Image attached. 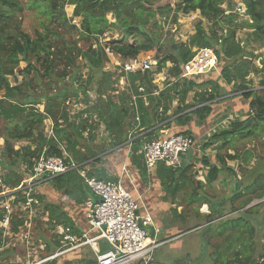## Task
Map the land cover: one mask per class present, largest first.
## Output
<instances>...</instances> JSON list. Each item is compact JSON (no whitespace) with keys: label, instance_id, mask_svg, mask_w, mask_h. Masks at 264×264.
Returning a JSON list of instances; mask_svg holds the SVG:
<instances>
[{"label":"trees","instance_id":"16d2710c","mask_svg":"<svg viewBox=\"0 0 264 264\" xmlns=\"http://www.w3.org/2000/svg\"><path fill=\"white\" fill-rule=\"evenodd\" d=\"M167 1L165 5H159L160 0H27L24 4L19 0H0V118L9 124L5 129L4 147L0 154L3 186L13 191L21 189L24 186L23 175L27 177L41 154L65 158L77 165L78 169L44 178L36 188L49 185L74 204H84L87 200L95 201L96 197L83 183L78 171L88 166L87 177L107 182L92 165L102 161L101 155L127 143L132 163L145 177L146 170L140 153L142 146L152 141L161 130L157 126L171 117H175L174 123L179 126L193 120L203 122L216 101L240 92H245L241 96L248 101L249 111L264 117V96L248 91L251 89V81L248 80L250 74L261 73L264 76V61L261 69H258L255 61L259 57L253 50L247 49L254 44L260 49L264 48V0H240L250 21H240L233 14H225L223 5L232 11L233 0H178L174 10L170 7V0ZM65 8L71 9L70 18ZM24 9L34 12L38 22L40 31L35 30L33 37L21 30L17 18ZM195 11L207 24L206 28L202 21H198L188 40L176 42L171 37L167 45L161 47L159 43L163 28L158 24L157 17L173 12L172 21L175 23L178 13L186 15ZM77 19L78 26L72 23ZM240 30L250 31L244 42L237 39ZM113 33L117 34L116 39L101 43L107 36L112 37ZM72 35L87 43L86 48L79 47L76 40L68 41L67 37ZM195 49L213 51L218 65L210 73L214 74L219 67L217 80L205 78L207 75L181 78L182 67L192 59ZM162 50L163 54L156 57L154 72L116 74L105 70L109 54L125 61L143 52L155 51L159 54ZM77 59L80 63L75 62ZM20 63H24L25 67L19 71L21 81L17 82L15 71ZM166 63L171 67L165 88L157 92L153 84L154 75L160 74ZM60 65L63 67L57 70ZM83 69H87L86 76L82 73ZM10 77L14 85H11ZM121 78L129 85L126 92L117 90ZM219 81L230 86V90L226 91ZM260 86L264 87V80L260 81ZM138 88L143 91L139 92ZM128 92L137 96L135 105H132ZM189 94L193 96L187 102ZM143 98H146L147 106ZM173 102L177 107L171 115H167ZM80 103L85 106L83 110L77 113L68 110L70 105ZM38 106H43L42 112ZM136 114L139 121L137 126L134 121ZM94 116L98 122L93 120ZM248 119L242 122L235 120L228 128L215 133L204 144V152L216 142H221L220 148L223 149L234 138L250 137L252 126L244 127ZM45 120L52 123L51 137L44 134ZM100 125L103 127L102 135L98 133ZM169 125L167 122L164 126L169 128ZM179 135L190 137L188 132ZM24 141L29 144L14 149V143ZM235 160V154H226L223 158L217 155L218 165L210 166L203 155L200 165L208 168L207 184L214 182L221 172L233 177L234 171L226 167V161ZM250 160L251 156L248 155L247 163ZM21 166L25 167L24 171L21 170L22 174ZM219 166L222 169H218ZM193 168V164L184 170L180 167L172 169L164 164L157 166L156 175L172 200L179 192L191 190L184 200L188 204H203L204 185L195 180L196 174L191 173ZM234 192L236 188L232 194ZM13 195L16 201L23 200L21 192L15 191ZM35 196L47 213L51 229L53 225H63L76 233L73 220L58 204H42L43 195L36 193ZM263 197L264 170L244 187L243 193L239 191L215 207V219L221 220L208 231L209 242L214 237L216 239L215 243H209L213 264H264V245L256 242L257 232L264 236V228L257 230L250 220L260 204L247 209L240 216L226 217L247 207L254 199ZM6 198L3 190H0V203ZM224 206L227 210H224ZM2 215L3 211L0 210V218ZM15 215L11 222L13 232H17L23 223L19 214ZM174 215L182 223L186 221L176 211ZM195 215L198 217L199 213L196 211ZM209 218L210 215L205 216V221ZM56 242L55 251L60 249L58 240ZM44 245L41 257L55 252L50 251L47 244ZM55 260L45 264H57ZM64 264L72 262L69 260ZM79 264H96V261L88 255Z\"/></svg>","mask_w":264,"mask_h":264},{"label":"built area","instance_id":"2783aa9c","mask_svg":"<svg viewBox=\"0 0 264 264\" xmlns=\"http://www.w3.org/2000/svg\"><path fill=\"white\" fill-rule=\"evenodd\" d=\"M177 2L178 0H170L172 10H174ZM233 2L231 12L245 21H250V18L246 15L244 4L240 0H234ZM228 13L229 11L225 10V14ZM172 16L173 12L168 17H157L158 24L163 28L164 36L177 33V27L182 22L191 24L192 29L198 21L205 22L197 11L186 15L178 13L175 23L172 21ZM171 37L179 41V37ZM185 41L182 40V42ZM106 52L108 51L106 50ZM156 61V58L153 56L142 59L136 57L125 60L118 67L124 74L142 73L151 71L156 66ZM217 65L218 62L212 50L195 49L192 59L182 67L183 74L181 78L207 74L214 71ZM122 86H124L123 91L129 88L124 78H121L118 82L117 90L119 91ZM138 91L142 92L143 89L138 88ZM136 97L131 94L132 105H135ZM93 120L98 122L97 119ZM134 121L138 124L137 114ZM224 124L226 126L228 122H224ZM222 126L223 124L220 125V127ZM100 127L103 128L102 125ZM48 136L51 137L52 133ZM193 145L194 140L192 137L179 134L144 143L141 154L146 172H152L158 164H164L166 167L172 169L179 168L182 157L190 148H193ZM74 169H78V166L72 161L41 154L34 161L32 169L29 170L27 177L24 179V186L21 189L13 191L9 187L3 186L0 176V190H3V195L9 199L7 201L6 198L5 206H0V210L3 211V215L0 218L1 250L8 244L7 241L13 240L24 248L36 245L41 250L38 252L44 251V244L40 243V241H37L35 244L32 241V229L38 215H40L39 221L48 223L47 213L41 208V204L34 194V189L44 178L56 177ZM21 170L24 171L25 167L21 166ZM86 173L85 169L78 171L83 183L96 197L95 202L91 201L86 204L85 218L88 231L80 236H76L72 233L71 228L63 225H53L52 234L58 240L60 249L45 257H41L36 254L38 252L33 251L31 254H27L26 264H45L71 251L84 247L91 249L96 264H131L136 259H141L144 263H147L151 259V253L160 246V243L148 238L147 227L152 225V222L149 215L145 214L143 217L139 215V200L134 199L120 184L105 183L93 177H87ZM15 191L21 192L23 200L16 201V196L13 195ZM13 208L17 209L15 214H19V217L23 220L17 232H13L11 229V222L14 216L12 213ZM98 242H102L105 246L103 252L99 250ZM15 246L13 245V248Z\"/></svg>","mask_w":264,"mask_h":264},{"label":"crops","instance_id":"0c3cea01","mask_svg":"<svg viewBox=\"0 0 264 264\" xmlns=\"http://www.w3.org/2000/svg\"><path fill=\"white\" fill-rule=\"evenodd\" d=\"M189 32H191V34L193 33V31H189ZM113 59L116 60L118 58H113ZM220 84L226 91L229 90L230 86H225L222 83ZM154 85L157 87V92L165 88V85L163 88L157 86L156 84ZM250 88H251V84H250ZM120 89L119 92H122L123 90ZM260 89L262 90L264 89V87H260ZM225 90H223L222 92H224ZM128 93L130 94V92ZM243 93L245 92L235 93L220 98L218 101H216V103H214L211 106V113L203 122H197L193 120L188 124H186L185 126H179L174 123L175 117H171L168 121H166L162 125L157 126V127H161V130L155 135V138L153 140L164 139L170 135H175L182 132H188L190 137L193 138L194 152L192 157V163L194 165V168L197 170L194 173L196 174L195 180L200 181L204 185L203 190L206 188L210 189L208 192V196L207 194L205 195V193L203 194L204 196L203 204L200 203L188 204V202L184 200V198L188 196L191 190H187L185 192L184 191L179 192L172 200L169 194L166 193L162 188L161 180L156 175L157 166L160 164H158L153 169L152 172L150 173L146 172V176L142 177L140 175L139 170L136 169L135 165L131 161V153L129 150L130 146H128L127 143L126 145H122L118 148H115L101 155L103 156V158L100 163H96L93 165L91 164L94 169L99 170V173L102 174L104 179L107 181L105 183L120 184L134 199L139 200V204H140L139 215L141 217L147 214L151 218L152 225L147 227V231L149 234L148 238L149 240L157 241L158 243H160V246H158L151 253L150 256L151 259L147 263H144V261H142L141 259H136L131 264H158L159 259L161 258L162 255L173 254V253L181 257H184L186 254L189 253L190 259L192 261L199 259L203 251L202 244L199 248H185L180 244L178 245L173 244L171 240H173L174 237L176 236H180L181 233H183L184 231L188 232L191 230H196V232L199 233V231L203 230L208 220L204 224L200 225L198 228L182 230L181 228L182 222L180 221L181 224L178 223L179 218H177L174 215V211H176V214L179 215L181 214L180 211L183 210L184 207L199 206L201 208L206 207V210L209 209V213H207L204 216L211 215L212 202L216 201L218 202L217 205H219L221 203H225L227 200H229L234 194L238 193L239 191L243 193L244 187L249 185L251 182H253L259 174L263 173L264 157L263 160H261V158L259 157H255V155L252 153V150H248V148L244 150L242 149L241 151L237 150L233 154L227 148L228 149L227 152L223 154L222 152L226 148L221 149L220 148L221 142H216L212 146L208 147L205 150L204 154L200 153L201 146H203V151H204V144H207L209 142V139L215 133L219 132L222 129L228 128L231 125V123L234 122L235 120L242 122L247 120L253 115L249 111L248 101L243 99L241 96ZM192 96L193 94L191 95L189 94L187 102L191 101ZM143 101L145 102L144 105L147 106L146 98H143ZM176 107H177L176 102H173L171 106V110L167 113V115H171ZM93 119H97L96 116H94ZM262 121L253 120L249 125L253 126V128H255V131H257L258 133L260 131L261 133L264 132V126L262 125L258 126L259 124H257V122H262ZM167 122L170 123L169 128H166L164 126ZM224 122H228V125L225 126ZM50 124L52 125L51 122ZM221 124H223L222 127H220ZM137 125L138 124H136V126ZM251 131H252V135L250 137H253L258 134V133L257 134L253 133V130ZM98 133L102 135L104 133L103 128L99 127ZM244 138H249V137L234 139L236 143L235 149L239 147V144H242V140ZM106 145L108 144L106 143ZM226 154L236 155V160L233 162L234 169L232 168L231 165H229L230 161H226V167H229L234 171V176L230 177L228 173L221 172L222 174L221 173L218 174L216 180L208 185L206 182L208 175L207 173L208 168L202 167V165H200L202 156L203 155L205 156V159L209 162L210 166H216L218 165L216 162V156L219 155V157L223 158ZM255 154H258V150L255 152ZM248 155L251 156V161L247 163ZM84 169L88 171L89 167L86 166V168ZM218 169H222L221 166H219ZM222 184L225 185V188L223 190L220 189V187H218V185L221 186ZM42 187H48L52 192H55L49 185H43ZM215 188L217 189V191L214 190ZM232 188L233 189L236 188V192H234L233 194L231 193L232 194L231 195L230 190ZM55 193H59V192H55ZM59 194L62 195L64 202L62 203L63 205H59V204L58 205L73 220V225L76 232L74 234L76 236H80L81 234L87 232L88 225L85 218L86 204L91 201L95 202L96 200L95 201L87 200L84 204L76 205L74 204V202L70 201L67 197H65L62 193ZM209 198L210 200H207ZM208 203H211L209 208H207ZM257 204L259 203L252 204V206L248 205L247 207L239 210L238 212H234L226 215V217L240 216L244 211L250 209L251 207ZM62 207H64V209ZM224 210H227L226 206H224ZM263 211L264 208L259 207L258 210L250 217L251 223L254 225V227L257 230L264 228V226L261 223L262 218L264 217ZM220 220L221 219H218L215 222H213L210 225V227ZM259 234H261V232H257L256 242L257 243L260 242L261 244V242L263 241H261L262 237ZM215 240L216 239L214 237L210 240L209 243H213ZM98 247L99 250L102 252L105 249V246L103 245L102 242H98ZM87 251L89 252V256H91V258L94 259V254L89 247H87ZM210 251L211 249H208V254L206 257H208ZM83 253H84L83 248H81L71 251L68 253L69 255L68 254L66 255L74 258L72 259L74 261L73 262L74 264H79V261L86 257L83 256ZM210 260L211 262L209 264H213L212 257Z\"/></svg>","mask_w":264,"mask_h":264},{"label":"rangeland","instance_id":"374dc122","mask_svg":"<svg viewBox=\"0 0 264 264\" xmlns=\"http://www.w3.org/2000/svg\"><path fill=\"white\" fill-rule=\"evenodd\" d=\"M19 1H21V3L24 4V3H26L27 0H19ZM167 2H168L167 0H160L159 5H165V3H167ZM232 3H234V2L232 1ZM223 7L225 8V10H227L225 5H223ZM65 12H66L67 17L70 18L72 15L71 9L65 8ZM229 13L233 14L234 16L237 17V15L232 13L231 11H229ZM166 17H168V16H166ZM17 18L20 22L21 30L25 34H28L31 37H33L35 30L38 29V22L36 20V16L34 15V12L24 9V11L21 14H19ZM237 18L240 21H244L242 18H239V17H237ZM167 19H169V18H167ZM72 23L78 26L79 20L78 19L73 20ZM202 23H203V26L206 28L207 24L205 22H202ZM191 29H192L191 24L182 22V24H179V27H177L178 32L175 33L174 35L167 34L166 36H164V34H163V36L160 38L161 40H160L159 45L161 47H165V45H167L168 41L171 40V36H174L175 38L179 37L178 38L179 41L176 40V42H182V40H184V41L188 40V38L191 34V32H189V31H191ZM194 29H195V26L193 27L192 31H194ZM38 30L40 31V29H38ZM249 33H250L249 30L238 31L237 35H236L238 41L244 42L246 39H248ZM116 37H117V34L113 33L112 37L107 36V38H105L103 41H101V43L107 42L111 39H116ZM67 40L70 42L76 40V41H78L77 44L79 47H81L82 49L86 48L87 43H85L84 41L77 40L75 35H72L71 37H67ZM247 49L253 50V53L259 57L255 61V65L258 69H261V67H262L261 63H262V61H264V48L260 49V48H258L257 45L254 44V45H249ZM163 52H164V50H162L161 53H159V54H156L155 51L143 52V53H140L137 57L140 59L145 58V57H150V56H153L154 58H156L158 56H161L163 54ZM108 56H109V63L105 66V70L112 72V73L119 74L121 71H120L118 65H121L124 62V60L117 57V56L112 57L113 55H111V54H109ZM113 58H118V59L114 60ZM75 62L80 63V60L77 59V60H75ZM24 67H25V64L20 63L18 69L15 71L17 82L21 81V77L18 75V73ZM62 67H63V65H60V67H58L57 70H60ZM170 67H171V65L169 63H166L165 69L160 74L154 75V84H156L157 86H159L161 88L164 87L165 80L168 78V69ZM218 69H219V67L217 68V72H215L214 74L210 73V72L207 74H204V75H207L205 78H208L211 80H217L218 79V71H219ZM154 70H155V67H153L150 72H154ZM82 73L86 76L87 69H83ZM248 80L251 81V89L250 90L255 92V94H257L259 96H264V89H262V90L260 89V87H261L260 81L264 80V76L261 73H257V74L252 73V74H250ZM9 81H10L11 85H14V80L12 77L9 78ZM123 87L124 86L121 87V90ZM1 97H2V94L0 93V99H1ZM84 108H85V106L80 103L77 105H70L68 107V110L71 113H77V112L83 110ZM38 109L42 112L43 106H38ZM257 124H259L258 126H261V125L264 126V121L257 122ZM8 125H9L8 123H6L4 120H2L0 118V154L2 153V150L4 147V139H5V131H6L5 129L8 128ZM250 130H253V133H255V134L258 133L257 131H255V128H253V126L250 127ZM43 131H44V134L47 136L52 133V125L50 124V120L44 121ZM234 139H233V141L231 140L232 143L228 147H226V149H224V151L222 152L223 154L226 153L228 149L233 154L237 150L241 151L242 149L244 150V149L248 148V150H252V153L255 155V157H259V158H261V160H263V157H264V132L260 133V131H259V133L253 137L244 138L242 140V144H239V147H237L236 149H235L236 143H235ZM28 144H29V142H25V141L20 142V143H14L13 147L16 150L19 147L26 146ZM257 150H258V154H255V152ZM229 165H231L232 168L234 169V167H233L234 163L233 162L230 161ZM196 171L197 170L195 168H193L191 173L194 174ZM20 173L22 174L21 169H20ZM3 174H4L3 169L0 166V176ZM202 178H203V176H202ZM24 179H25V176L23 175V180ZM218 187H220V189L223 190L225 188V185L224 184H222L221 186L218 185ZM209 190L210 189L206 188L202 192L205 193V195L207 194V196H208ZM214 190L217 191L216 188ZM232 192H233V188L230 190V194ZM36 193L43 195L44 199H43L42 204H45L46 202H50V203H57L59 205H63L62 203L64 202V199H63L62 195L59 193L52 192L48 187H42V186H40L38 188L35 187L34 194L36 195ZM8 200L9 199L7 197V201ZM207 200H210V198ZM5 202H6V200L3 203H0V206L1 205L5 206L6 205ZM256 203H259L260 207L264 208V197L262 199H254L249 205L256 204ZM209 207H210V203H208L207 208H209ZM41 208H43V205L41 206ZM62 208L64 209V207H62ZM197 210L199 213L198 217H196V215H195ZM16 211H17L16 208L12 209L13 215H15ZM180 213L183 216L184 220H186V221L181 224L180 223L181 220L179 219L178 223L181 224L182 230H189L192 228H198L200 225H202L206 222L204 215L209 213V209L206 210V207L201 208L199 206L198 207H195V206L194 207H184L183 210L180 211ZM39 218H40V215H38V217L35 219L36 220L35 225H34V228L32 229V233H33V240L32 241L35 244L37 243V241H40V243H42V244H47L50 248V251L54 252L57 248V242H56L57 240L55 239L54 235L52 234L51 226L49 225V223H44V222L39 221ZM261 223L264 226V217L262 218ZM200 232L201 231H199V233H198V232H196V230H191L188 232L184 231L183 233H181L180 236L174 237V239L171 241L173 242V244H175V245L180 244L181 246H183L185 248H199L202 244L200 239H199ZM259 235H261V234H259ZM261 241H263V242H261V245H264V237H262ZM7 242H8V244H6L2 248L3 250L0 249V264H26L27 254H31L33 251H36V252L41 251L39 248L36 247V245L33 247L30 246L28 248H26V247L24 248L20 244H16L13 240H9ZM213 243H215V242H213ZM13 245H16L15 248H13ZM27 250H30V251L27 252ZM83 251H84V253H83L84 257L89 255V252L87 251V247H84ZM36 254L41 256L42 252H38ZM68 255H66V256H68ZM44 256H45V254H44ZM30 257H31V255H30ZM67 258H69V259H67ZM67 258L62 259L61 257H59L55 261L59 262V263L57 262V264H64L70 260L72 262V264H74L73 263L74 261L72 260L74 258H72L71 256H68ZM210 259H211V257H210V255H208V257H206L200 264H209L211 262Z\"/></svg>","mask_w":264,"mask_h":264},{"label":"water","instance_id":"95a60500","mask_svg":"<svg viewBox=\"0 0 264 264\" xmlns=\"http://www.w3.org/2000/svg\"><path fill=\"white\" fill-rule=\"evenodd\" d=\"M98 2L103 1V0H96ZM253 120L256 121H262L264 120V117H259L258 115H252L248 121H246L244 127L249 125ZM193 152L194 149L190 148L185 155L182 157L180 169L184 170L187 167H190L192 163V157H193ZM203 146L200 148V153H203ZM218 204V202H213L212 207H211V215L210 218L208 219L206 225L204 226L203 230L199 234V239L202 243L203 246V251L202 255L199 259L192 261L190 259V254H186L184 257L178 256L175 253L173 254H164L161 256L159 259L158 264H200L207 256L208 254V249H209V238H208V231L210 225L215 222V206ZM252 206V205H251Z\"/></svg>","mask_w":264,"mask_h":264},{"label":"bare ground","instance_id":"6f19581e","mask_svg":"<svg viewBox=\"0 0 264 264\" xmlns=\"http://www.w3.org/2000/svg\"><path fill=\"white\" fill-rule=\"evenodd\" d=\"M171 196V195H170Z\"/></svg>","mask_w":264,"mask_h":264}]
</instances>
